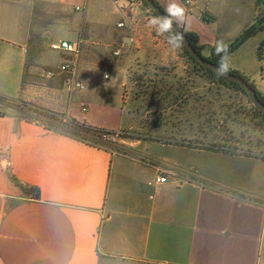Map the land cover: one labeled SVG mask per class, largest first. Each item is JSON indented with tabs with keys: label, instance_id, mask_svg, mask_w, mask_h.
I'll return each mask as SVG.
<instances>
[{
	"label": "crops",
	"instance_id": "0c3cea01",
	"mask_svg": "<svg viewBox=\"0 0 264 264\" xmlns=\"http://www.w3.org/2000/svg\"><path fill=\"white\" fill-rule=\"evenodd\" d=\"M208 4L184 6L206 53L217 44L202 31L201 17L213 18ZM120 17L115 0H0V264H264V140L206 116L217 102H252L237 88L179 84L177 73L149 70L154 82L140 94L136 60L126 54L132 44L112 52L129 34L117 27ZM59 40H81L85 89L69 92L62 76L40 78L68 56L51 47ZM263 41L264 30L230 62L264 93ZM152 100L158 111L137 105ZM18 101L63 120L135 131L115 148L90 144L10 112ZM149 111L164 117L150 121ZM8 172L38 186L40 198L26 196ZM159 173L168 181L149 184Z\"/></svg>",
	"mask_w": 264,
	"mask_h": 264
},
{
	"label": "rangeland",
	"instance_id": "374dc122",
	"mask_svg": "<svg viewBox=\"0 0 264 264\" xmlns=\"http://www.w3.org/2000/svg\"><path fill=\"white\" fill-rule=\"evenodd\" d=\"M253 4L255 6H253ZM208 5L213 14V18L212 21L209 22L201 17L202 31L206 33L207 37H212V39L216 41L215 43L218 41H223L225 44H227L237 38L248 27L247 26L241 31L243 25H245L246 21H248V19L251 17L253 8L255 11L253 17L254 21L256 20V17H259V19L264 18V0H257L256 2L254 0H209ZM151 16H154L151 9L144 7L143 13L139 19L140 21L138 24V30L135 34L136 40L131 43L132 45L128 46V48L126 47V49L129 50L126 51V54L132 56L134 60H136L134 61V70L136 72L132 74V78L134 84L136 85L137 92L140 94H142V92L145 94L150 92L147 91L146 88L152 85L154 79L147 75V70L161 73H177L178 76H180L177 78V82H179V84L183 82L188 83L189 81L193 82L196 80L198 87L206 85L217 86L215 83L212 84L206 75L196 71L192 60L183 53L181 48L172 49L164 37L157 35L154 29H150L146 26L147 19ZM261 22H264V19L261 20ZM235 56L236 55H234V60ZM193 71L196 72V78L189 79L188 76L192 75ZM252 81H254V79ZM164 91L166 93V89H164ZM81 93L84 94L87 93V91H81ZM126 95L127 93L125 96ZM245 98L247 101L249 100V102H251L246 94ZM166 101H164V103H166ZM11 104L16 108H12L10 112H20L30 120H32V118H36L43 121V123L48 122L49 124L55 126L62 125L60 121L52 120V118L48 116L49 114L43 110H34L32 103L18 101V103L11 102ZM20 105L23 107H20ZM137 105H139V107H143L145 111L147 109H154L155 111L160 109V104L153 100L150 103L147 101H143L141 103L138 102ZM22 108L24 109L22 110ZM249 108H246L244 105L234 106L230 102L229 105H224L217 102L215 105H213V107L206 108L207 111H209L206 116L210 118L213 117V119L215 118L217 121H224L228 123L231 134H233V131L234 134H239V128L241 125H245L244 128H246L245 132L247 133V136H245L246 139H251L254 142H262L264 140V125H257V123L251 120L250 115L245 114L246 112H249ZM204 109V107L200 108L202 111ZM136 113L138 115V112ZM140 117L141 116H137L135 118L140 119ZM161 117H164V114L161 115L154 111H149L148 115L146 116V118L150 121ZM124 130L126 134H129L132 130L135 131V128H128ZM119 144L122 147V143H118V147L120 146ZM113 146L117 147V144ZM4 161L7 160L4 159Z\"/></svg>",
	"mask_w": 264,
	"mask_h": 264
},
{
	"label": "trees",
	"instance_id": "16d2710c",
	"mask_svg": "<svg viewBox=\"0 0 264 264\" xmlns=\"http://www.w3.org/2000/svg\"><path fill=\"white\" fill-rule=\"evenodd\" d=\"M156 2L159 5L162 6V4L158 0H156ZM144 5H145V7L151 9V11L153 12L154 15H157L146 1H144ZM162 8L164 9L163 6H162ZM255 19L256 20H255L254 23H252L250 26H248L232 42L227 44L229 56L240 45H242L247 39H249L253 35L257 34L258 32L264 30V22H261V20H263L264 18L263 19H259V17H256ZM181 28L184 30V25H181ZM186 34H187V37L190 40V42L193 44V46L197 49V51L200 54H202L206 59H208V60L212 61L213 63L217 64V62L219 61V57L214 54L215 46L210 47L209 52L206 53L205 49L207 48L208 45L201 39L200 35L196 31L188 29ZM263 49H264V41L261 43V45H260V47L258 49V53H259L260 57H262ZM181 50L183 51V53L187 57H189L192 60V62L194 64V67L196 68V71H199V72L203 73L204 75H206L210 79V81L212 83H215L217 86H226V87H229V88L240 89L250 99L249 95L246 93V91L244 90V88L240 84L228 79L227 77L217 78L216 75H215V72L213 70L203 66L202 64H200L189 53V51L185 48L184 45L182 46ZM230 71H232V72L244 77L250 83V85L253 87V89L256 91V93H257V95H258V97L260 99V102L264 105V93L261 92L257 88V85L255 84V82L252 81L249 77L245 76L244 74L240 73L239 71H237L235 69L231 68ZM250 101H251V99H250ZM32 106H34V110L35 109L43 110L44 112L49 114L48 116L50 118H52V120H57V121H60V123H62L61 126H55V125H51V124H49L47 122V123H44L46 125V127H49L51 129H58L60 131L70 133V134L78 137L79 139H82V140H84V141H86V142H88L90 144H94V145H98V146H104V147H107V148H115V147H113V145H115V144H111L108 141L102 139L101 133L104 130H106L105 128L96 127V126L90 125V124H88L86 122L77 121L75 119L63 120L62 115L57 113V112L45 110V109H42V108H40V107H38L36 105H33V104H32ZM3 113L4 112H3V107H2V111L0 112V114L3 115ZM245 114L246 115H250L251 116V120H253L255 123H257V125H260V126L264 125V112H262L260 109H258L253 103L251 104V106L249 108V112H246ZM32 119H36V118H32ZM8 156L9 155L7 153L6 157H8ZM8 176L10 177V179H12V181L16 185H18L22 189V191L24 192V194L26 196L33 197V198H40V188L38 186L21 182L17 178V176L14 173H12V172H8Z\"/></svg>",
	"mask_w": 264,
	"mask_h": 264
},
{
	"label": "built area",
	"instance_id": "2783aa9c",
	"mask_svg": "<svg viewBox=\"0 0 264 264\" xmlns=\"http://www.w3.org/2000/svg\"><path fill=\"white\" fill-rule=\"evenodd\" d=\"M183 5L189 9L197 4L198 0H181ZM115 3L120 11L121 17L117 21L116 25L118 28L128 30V36L121 41L120 44L114 46L113 54L120 55L123 47L127 44H131L136 40L135 34L138 30V15L142 12L145 5L143 0H115ZM53 49L63 50L68 56L59 64L53 67H47L40 71V78L43 81L56 78L58 76L63 77L64 84L69 92L76 90H83L86 88L84 81L78 78L77 75V58L81 51V40L69 41L59 40L51 44ZM109 77L108 74L105 75ZM82 111L87 110L86 105H82ZM2 111V104L0 101V112ZM125 130H109L106 129L101 133L102 139L108 141L111 144H115L125 134ZM168 181L167 174L159 173L154 180L149 181V184L163 183Z\"/></svg>",
	"mask_w": 264,
	"mask_h": 264
},
{
	"label": "clouds",
	"instance_id": "9594fccd",
	"mask_svg": "<svg viewBox=\"0 0 264 264\" xmlns=\"http://www.w3.org/2000/svg\"><path fill=\"white\" fill-rule=\"evenodd\" d=\"M164 11L166 15L149 17L146 26L154 29L157 35L164 37L172 49H180L185 43V34L190 22L187 10L176 0H170L165 5ZM181 25H184L183 31L180 30ZM214 54L219 57V61L214 68L216 77H227L231 70L228 46L223 41H218L214 48ZM3 164L7 166V161H4Z\"/></svg>",
	"mask_w": 264,
	"mask_h": 264
},
{
	"label": "water",
	"instance_id": "95a60500",
	"mask_svg": "<svg viewBox=\"0 0 264 264\" xmlns=\"http://www.w3.org/2000/svg\"><path fill=\"white\" fill-rule=\"evenodd\" d=\"M146 1L149 6L153 9V11L157 15H166L164 9L161 5H159L156 0H144ZM175 27V25H174ZM180 30L183 31V29L180 26ZM185 48L189 51V53L203 66L211 69L214 71V68L217 64L213 63L212 61L206 59L202 54H200L197 49L193 46V44L190 42V40L187 37V34H185ZM227 78L240 84L246 93L249 95L252 103L260 109L262 112H264V105L260 102V99L256 93V91L253 89V87L250 85V83L242 76L230 71L227 75Z\"/></svg>",
	"mask_w": 264,
	"mask_h": 264
}]
</instances>
